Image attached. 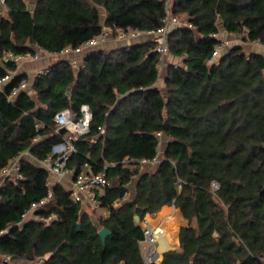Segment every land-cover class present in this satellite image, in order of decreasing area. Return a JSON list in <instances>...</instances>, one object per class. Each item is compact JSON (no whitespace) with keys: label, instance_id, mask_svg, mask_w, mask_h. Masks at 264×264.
<instances>
[{"label":"trees","instance_id":"obj_1","mask_svg":"<svg viewBox=\"0 0 264 264\" xmlns=\"http://www.w3.org/2000/svg\"><path fill=\"white\" fill-rule=\"evenodd\" d=\"M32 5L7 0L8 12L0 18V80L16 71L15 64L3 63L6 52L34 55L39 48L58 54L81 47L104 27L115 37L119 30H156L167 15L160 0ZM172 5L192 28H178L169 38L170 54L183 62L168 66L164 92L157 85L161 56L148 38L91 49L78 68L60 59L36 77L34 93L13 101L10 93L28 82L27 74L0 90V179L27 149L45 159L66 136L64 130L55 133L54 116L66 108L79 113L84 104L93 115L90 132L74 142L67 169L77 175L87 163L93 174L106 168L109 184L95 191L107 209L125 199L136 178L133 198L95 224L60 183L33 210L48 197L50 173L22 161L24 178L0 186V257L35 264H145L139 245L144 231L135 217L143 221L174 204L189 224L180 230V251H167L160 264H264V53L233 46L213 61L219 43L214 35L221 30L264 46V0ZM37 122L47 127L43 140L31 146ZM124 159L135 162L120 164ZM156 159L153 172H142L141 161ZM31 211L53 219L25 221ZM103 227L112 233L105 245Z\"/></svg>","mask_w":264,"mask_h":264},{"label":"built area","instance_id":"obj_2","mask_svg":"<svg viewBox=\"0 0 264 264\" xmlns=\"http://www.w3.org/2000/svg\"><path fill=\"white\" fill-rule=\"evenodd\" d=\"M165 2L167 15L163 20V25L156 29L147 32H140L134 30H119L116 37L113 35L111 29L104 27L102 32L85 42L81 47L73 49L66 48L60 53L57 54L61 59H71L75 56H83L87 51L104 47L111 40H116L118 43H127L135 42L141 38H148L156 45V51L161 56V62L159 65V74L162 72L163 67L165 66V60L170 55L169 48V38L171 34L178 28L188 27L192 28V25L189 24L187 20L181 21L180 16L175 14L171 7V0H160ZM8 12L7 0H0V18L4 17ZM214 37L219 41L216 46V52L214 58L224 49L230 48V41L228 39L222 38V34L217 33ZM261 45L260 43H255ZM42 50V49H40ZM44 51V50H42ZM39 58V53L35 51L34 55H17L12 52H6L3 56V63H12L16 65L17 73L21 70L24 63L36 60ZM48 68L43 69L40 73L37 74V77L47 73ZM9 76L0 80V90L4 89V85L9 81ZM29 91V85L27 81H24L20 84L18 88L13 89L10 93L8 100L13 101L21 92ZM93 115L89 105H82L79 113L75 112L72 108H66L58 112L53 119L54 130L56 134H60L62 130L66 131V136L64 142L59 143L53 146L52 152L43 160L35 157L30 149L24 151L20 156L13 159L8 166H6L1 173L0 186H2L6 181H19L22 180L23 174L21 171V163L24 160L35 163L37 166L46 169L50 173V178L48 185L50 191L47 199L43 200L38 204L33 205V210L40 208L42 205L46 204L47 201L52 197V188L55 184L60 183L63 178L72 177L73 178V190L71 192V198L78 203L84 202V197L92 203L95 207L99 205L97 202L96 189H104L109 184L107 169L104 168L102 171L97 174L90 173V165L87 163L83 167V171L77 175L74 174L72 170L67 169V163L70 159V156L75 152L74 142L78 141L80 138L86 136L90 132V124L92 121ZM47 125L42 122H37L35 124L36 136L32 139L31 144L39 143L42 138V131L46 129ZM162 149V142H160V150ZM133 159H124L120 164L129 165L134 163ZM158 159L153 162L146 160L141 161L142 165H149L152 163H158ZM118 163L110 164L111 167H116ZM58 178V183L55 182L52 185V178ZM181 188V187H180ZM213 188L218 189V184L213 183ZM120 203V202H119ZM118 202L113 203L109 206L107 210V217L111 214L112 208H117ZM32 210V211H33ZM28 214H33V212ZM25 215V217H26ZM33 219L41 222H48L53 219H45L43 217H34ZM144 236L143 239L139 242L141 254L145 264H160L159 260L160 253L158 251L160 239L164 236L163 230L159 225L152 226L149 223H144ZM14 259L11 256L4 255L0 257V264H13Z\"/></svg>","mask_w":264,"mask_h":264},{"label":"crops","instance_id":"obj_3","mask_svg":"<svg viewBox=\"0 0 264 264\" xmlns=\"http://www.w3.org/2000/svg\"><path fill=\"white\" fill-rule=\"evenodd\" d=\"M33 2H35V0H27V3L30 5V7L33 6L32 5ZM103 15L104 16H102V19L104 20L106 18V14L104 13ZM221 34L224 37H226V36H234L233 34H229V33H227L224 30H221ZM254 44L255 43H252V45H254ZM118 45L119 46H122V44H119V43L117 44V46ZM113 46H114V43L112 41H110L104 47H101L100 49H110V48L112 49V48H116V47H113ZM36 51H37V53H39V58L36 59V60H32V61H29V62L24 63V65L22 66L21 70H19L17 73L14 72V73L10 74L9 75V77H10L9 78V81H7L6 84H8L11 81V79L14 76L18 75V74H27V76H28V85H29V91L28 92L34 93L32 89H33V83H34V80L37 77V74L40 73V71H42L43 69L48 68L50 65H52L53 63H55L56 61H58V60L61 59L60 57L57 56V54H49V53H47L45 51L40 50L39 48H36ZM257 52L262 53L263 51H262V49H260V50L257 49ZM33 97L35 98V94H33ZM43 138H44V136H43ZM43 138H42V140H43ZM33 145H36V144H33ZM31 146H32V144H31ZM52 179L53 180L55 179L56 180V183H58V178L53 177ZM60 184L63 185L65 189H67L68 191L72 192V190H73V178L72 177L69 176V177L63 178L60 181ZM135 189H136V187H135ZM180 191H181V188L179 189V192ZM129 192H130V190H129ZM133 193H135V190H134ZM81 205H82V211L89 213L90 216H91V218H92V220L94 221L93 218H94V214L95 213H93V211L95 212V210H96V213H97L98 210L101 208V206L98 205L97 207H95L85 197H84V202ZM120 205H123V203H119V206ZM166 206L172 207L173 208V211L171 212L170 216H166L165 219H167V218H169V219L170 218H174L178 223L181 224V226H180V228L178 230V233H177L178 241H177V243H175L174 248L171 249V250H178V251H180V249H181L180 248V238H179L180 230L183 227L188 226L189 222L184 218L181 210L178 209V208H176L174 204L166 205ZM90 208H92V211H90L91 210ZM104 209H105V214L104 215H99L100 216L99 218H101V217H105L106 218L107 217V210L108 209L107 208H104ZM157 213H155V214H146V215H148V217L155 218V216H156ZM32 219L33 218H31L30 220H32ZM144 223H149L152 226H157L154 223H152L148 218L147 219L144 218V220L143 221H140V224H138V225H140L142 228H144V225H145ZM160 225H161V223L159 224V226ZM162 259H163V257H162ZM16 260L25 261V259H16ZM28 262H30V261H28ZM161 262H162V260H161Z\"/></svg>","mask_w":264,"mask_h":264},{"label":"rangeland","instance_id":"obj_4","mask_svg":"<svg viewBox=\"0 0 264 264\" xmlns=\"http://www.w3.org/2000/svg\"><path fill=\"white\" fill-rule=\"evenodd\" d=\"M172 1L173 0H171V7H172V10H173V5H172ZM105 12H103L102 11V16H104L103 14H104ZM179 16H180V19H181V21H184V20H186V15L185 14H178ZM222 38H224V39H228L229 41H230V44H229V47L230 48H232L233 46H242L243 47V49L247 52V53H250L251 51H257V49L258 50H260V49H262V53H264V46H262V45H258V44H254V45H252V43L251 42H248V41H245L244 40V36H242V35H234V36H226V37H224V36H222ZM113 43H114V46L113 47H119V45L117 46V44H118V41H116V40H111ZM119 44H122L123 45V43H119ZM230 48H227V49H224V50H222L214 59H213V61H218L219 59H220V57H221V55L226 51V50H228V49H230ZM72 62H73V64L75 65V67L76 68H78L79 66H81L82 65V61H83V59H82V56H75V57H73V58H71L70 59ZM182 58H179V57H175L174 55H172V54H170L169 56H168V58L165 60V66L163 67V69H162V72L160 73V77H159V80H158V87H160L162 90H163V92L165 91L164 89V79H165V77H166V73H167V70H168V65L170 66V65H180V64H182ZM163 145V144H162ZM157 168V163H152V164H149V165H143V167H142V172H145V171H147V172H153L155 169ZM55 182H56V180L54 179H52V185H54L55 184ZM135 187H136V178H134V181L130 184V186H129V190H130V192L128 193V195L125 197V199L124 200H122L120 203H125V202H128V201H130L132 198H133V196H134V190H135ZM180 189V188H179ZM118 205H119V202H118ZM91 210L90 211H92V208H90ZM93 213H95L94 214V223H96V224H98V219H99V215H104L105 214V209L104 208H100L99 210H98V212L96 213V210H95V212L93 211ZM147 217H148V215H145V219H147ZM31 218H33V214L31 213V214H28V216L26 215V217H25V221H29ZM163 222V221H162ZM161 222V223H162ZM160 224V223H159ZM163 224V223H162ZM162 224H161V226H162ZM167 236V235H166ZM173 248H174V246H173ZM173 248H171V249H173ZM171 249H168V250H171ZM162 260V259H161ZM13 264H35V263H33V262H28L27 260H25V261H22V260H14V262H13Z\"/></svg>","mask_w":264,"mask_h":264},{"label":"bare ground","instance_id":"obj_5","mask_svg":"<svg viewBox=\"0 0 264 264\" xmlns=\"http://www.w3.org/2000/svg\"><path fill=\"white\" fill-rule=\"evenodd\" d=\"M173 211L172 207L165 206L163 207L155 216V218L147 217L152 223L155 225H159L162 221V226L160 225L161 229L163 230L164 236L160 239L159 245V260L161 261L163 253L168 249L173 248L175 243H177V233L181 226L174 218H166V216H170L171 212ZM167 235V236H166Z\"/></svg>","mask_w":264,"mask_h":264},{"label":"water","instance_id":"obj_6","mask_svg":"<svg viewBox=\"0 0 264 264\" xmlns=\"http://www.w3.org/2000/svg\"><path fill=\"white\" fill-rule=\"evenodd\" d=\"M101 48V47H100ZM100 48H97V49H100ZM135 221H136V223L137 224H140V221H141V219H140V217L139 216H136L135 217ZM79 228H80V225H79ZM112 233H111V231L108 229V228H106V227H103V228H101L100 230H99V236H100V238H101V240H102V242H103V244L105 245L106 244V240H107V238L111 235ZM167 251H169V250H167ZM167 251H165L164 253H163V258H164V254L167 252ZM163 260V259H162Z\"/></svg>","mask_w":264,"mask_h":264}]
</instances>
